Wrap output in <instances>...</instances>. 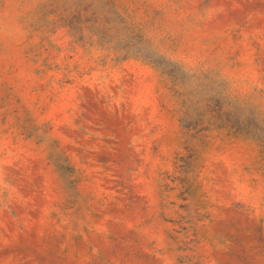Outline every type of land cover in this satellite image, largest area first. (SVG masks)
<instances>
[{
  "label": "rangeland",
  "instance_id": "obj_1",
  "mask_svg": "<svg viewBox=\"0 0 264 264\" xmlns=\"http://www.w3.org/2000/svg\"><path fill=\"white\" fill-rule=\"evenodd\" d=\"M0 264H264V0H0Z\"/></svg>",
  "mask_w": 264,
  "mask_h": 264
}]
</instances>
